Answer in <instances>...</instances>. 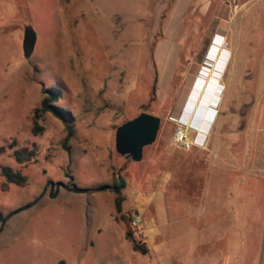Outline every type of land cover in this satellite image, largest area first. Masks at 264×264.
I'll return each instance as SVG.
<instances>
[{
    "label": "rangeland",
    "instance_id": "rangeland-1",
    "mask_svg": "<svg viewBox=\"0 0 264 264\" xmlns=\"http://www.w3.org/2000/svg\"><path fill=\"white\" fill-rule=\"evenodd\" d=\"M148 1L0 0V168L24 178L0 174L1 215L43 192L5 220L0 264H264V0H211L205 14L190 4L181 19L178 8L153 16ZM25 26L35 35L28 58ZM219 41L230 57L213 81L218 64L199 68ZM50 87L73 117L67 150L51 114L32 132ZM139 113L160 123L131 162L115 153L113 137ZM177 127L187 148L173 140ZM194 129L205 134L198 148ZM118 178L116 213L109 186Z\"/></svg>",
    "mask_w": 264,
    "mask_h": 264
},
{
    "label": "trees",
    "instance_id": "trees-1",
    "mask_svg": "<svg viewBox=\"0 0 264 264\" xmlns=\"http://www.w3.org/2000/svg\"><path fill=\"white\" fill-rule=\"evenodd\" d=\"M59 98V90L57 88L54 87H50V88H46L43 91V95L42 98L38 104L37 107H35L33 109V128H32V132L35 133L36 132V123L37 120L45 113H49L51 114L54 118H56L57 120H59L63 126H64V137L63 140L61 142V147L63 150H67V143L70 140L72 134H73V127L70 124V122L72 121L73 117L70 114L69 111L57 106L55 104V102L58 100ZM14 157L15 160L17 162L21 161V158L18 156V154L15 152L14 153ZM0 174L6 178L7 181L12 182V183H18L24 180V178L18 173V172H13L11 171V169L7 166H2L0 168ZM52 182L51 181H47L44 187V190H46L47 188H49V192L47 194V196L52 199L55 197V192L52 191ZM124 187V181L121 178H118L116 181H114L112 183L111 186H109L110 191L113 193L114 198H113V207L116 213H119L121 210V203L123 201L122 197H121V189ZM66 189H68L69 191H72L74 193H86L88 192V189L86 188H77L74 185H71L69 187H66ZM43 195V192L41 194H39L35 199H33L32 201L12 210L10 213H8L5 217H3L0 213V229L2 228L5 220L10 217L11 215L18 213L20 211L26 210L30 207H32L39 199L40 197ZM135 249H137L141 254L145 253V250L140 248V247H136ZM61 264V263H59Z\"/></svg>",
    "mask_w": 264,
    "mask_h": 264
},
{
    "label": "water",
    "instance_id": "water-1",
    "mask_svg": "<svg viewBox=\"0 0 264 264\" xmlns=\"http://www.w3.org/2000/svg\"><path fill=\"white\" fill-rule=\"evenodd\" d=\"M35 35L29 26L22 31L21 52L24 58L30 57L34 49ZM160 120L158 117L139 113L125 121L114 131L113 147L117 155L131 162H139L143 148L155 141ZM107 187L99 188V191Z\"/></svg>",
    "mask_w": 264,
    "mask_h": 264
},
{
    "label": "clouds",
    "instance_id": "clouds-1",
    "mask_svg": "<svg viewBox=\"0 0 264 264\" xmlns=\"http://www.w3.org/2000/svg\"><path fill=\"white\" fill-rule=\"evenodd\" d=\"M229 50L225 47L224 43L221 41L217 42V43H212L210 42V44L207 46V50L204 54V58L202 61V65L200 66L199 70H209V67L215 64H218V67L215 69H212L210 74L213 76V81H216L220 78L221 73L223 71L224 66L226 65V63L229 60ZM207 75V74H206ZM208 77V76H207ZM196 80H198V82H196ZM199 80L201 81V78H199L198 76L196 77V79L194 80V83H198L199 84ZM198 87V86H197ZM211 88L213 90L214 93H218L219 88H220V84L219 83H212L211 84ZM212 96L210 97L207 105H206V109H207V113L211 118L209 119V116L207 117V122L208 125H210L216 115V103H215V99L212 98ZM192 103V102H191ZM205 134L202 133L201 131L198 132L196 129H194V138H193V144L194 145H198L200 146L203 142V140L205 139ZM197 140H201L200 142H197Z\"/></svg>",
    "mask_w": 264,
    "mask_h": 264
},
{
    "label": "crops",
    "instance_id": "crops-1",
    "mask_svg": "<svg viewBox=\"0 0 264 264\" xmlns=\"http://www.w3.org/2000/svg\"><path fill=\"white\" fill-rule=\"evenodd\" d=\"M210 2H211V0H149L146 4H148V8L150 10H153V8H154L153 16L156 15V9H158V8L161 9L162 13H165L166 9L168 8L167 14L169 16H171L173 14L174 10L176 8H178L177 14L175 13L176 15H174V14L173 15L176 17H178L180 15V19H181V15L185 14V11H187L189 9L190 4H192V8H191L192 14H205L208 11V8L210 6ZM173 22L175 23L176 19H174ZM177 22H178V19H177ZM153 23H154V21H153ZM174 23H172V25L169 28L171 31H174V29H175ZM166 25H167V21L165 19L164 24H163V28ZM172 28H173V30H172ZM210 118H211V115L209 116V119ZM200 141L201 140H197V142H200ZM195 147L198 148L197 146H195Z\"/></svg>",
    "mask_w": 264,
    "mask_h": 264
},
{
    "label": "built area",
    "instance_id": "built-area-1",
    "mask_svg": "<svg viewBox=\"0 0 264 264\" xmlns=\"http://www.w3.org/2000/svg\"><path fill=\"white\" fill-rule=\"evenodd\" d=\"M173 140L176 144H178L182 147H186V148L188 147V143L186 142V135L184 133V130L179 128V127H177L173 133ZM130 227H131V229L137 228V222L135 219H132L130 221ZM137 233L139 235L140 232L138 231Z\"/></svg>",
    "mask_w": 264,
    "mask_h": 264
},
{
    "label": "bare ground",
    "instance_id": "bare-ground-1",
    "mask_svg": "<svg viewBox=\"0 0 264 264\" xmlns=\"http://www.w3.org/2000/svg\"><path fill=\"white\" fill-rule=\"evenodd\" d=\"M195 86H198V83H196Z\"/></svg>",
    "mask_w": 264,
    "mask_h": 264
}]
</instances>
